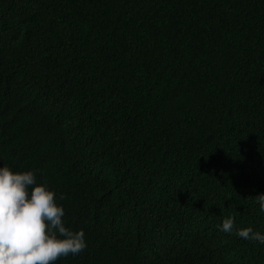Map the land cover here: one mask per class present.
Listing matches in <instances>:
<instances>
[{
	"label": "trees",
	"instance_id": "16d2710c",
	"mask_svg": "<svg viewBox=\"0 0 264 264\" xmlns=\"http://www.w3.org/2000/svg\"><path fill=\"white\" fill-rule=\"evenodd\" d=\"M0 164L84 231L55 264H264V0H0Z\"/></svg>",
	"mask_w": 264,
	"mask_h": 264
},
{
	"label": "clouds",
	"instance_id": "9594fccd",
	"mask_svg": "<svg viewBox=\"0 0 264 264\" xmlns=\"http://www.w3.org/2000/svg\"><path fill=\"white\" fill-rule=\"evenodd\" d=\"M264 212V193L258 194ZM64 197H57L36 172L14 171L0 164V264H55L87 247L82 229L66 226ZM234 218L223 220L220 231L232 234ZM236 236L264 245V234L252 227L235 229Z\"/></svg>",
	"mask_w": 264,
	"mask_h": 264
}]
</instances>
